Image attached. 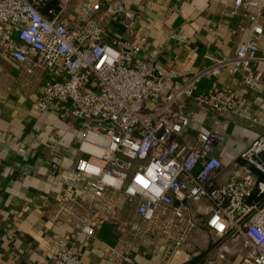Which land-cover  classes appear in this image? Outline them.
<instances>
[{
	"label": "built area",
	"instance_id": "obj_1",
	"mask_svg": "<svg viewBox=\"0 0 264 264\" xmlns=\"http://www.w3.org/2000/svg\"><path fill=\"white\" fill-rule=\"evenodd\" d=\"M48 1L0 0V46L26 70L37 66L53 71L41 82L38 109L79 120L71 164L63 167L52 158L47 169L48 176L59 173L67 180L48 219L75 225L70 232L41 236L50 264H82L75 240L79 234L93 236L103 223L120 234L158 242L161 257L168 260L196 227V215L204 217L210 235L192 264H219L216 259L228 251L237 254L231 264H264V209L258 200L248 201L254 188L264 190L257 178L264 175V133L240 150L239 162L221 182L222 162L214 153L218 131L208 128L191 141L181 138L192 114L186 102L190 96L216 113H248L227 83L213 84L203 94H193V89L200 76L223 69L240 71L243 86H258L249 62L264 63V53L256 54V38L264 31L258 19L262 4L234 0L235 7H255L244 13L250 26L247 39L234 54L209 56L202 68L175 81L153 74L158 48L133 26L138 15L124 0H101L103 14L98 17L92 16L98 2L79 0L75 24L62 15L67 0ZM104 14L122 25L125 38L107 36L100 22ZM101 118L113 127L81 128ZM56 150L52 148V156ZM122 201L133 205V218L118 217ZM130 247L105 244L103 253L122 262Z\"/></svg>",
	"mask_w": 264,
	"mask_h": 264
},
{
	"label": "crops",
	"instance_id": "obj_2",
	"mask_svg": "<svg viewBox=\"0 0 264 264\" xmlns=\"http://www.w3.org/2000/svg\"><path fill=\"white\" fill-rule=\"evenodd\" d=\"M78 1L67 0L62 12L70 24H75ZM92 1L98 2L92 13L93 17H98L103 14V2ZM233 1L124 0V4L138 15L139 21L133 26L145 33L150 44L158 48L152 59L153 74L181 81L206 65L209 56L232 55L247 39L250 26L245 14L254 12L255 7H235ZM255 1L262 4L258 19L264 29V0ZM100 22L104 24L107 36L121 39L127 36L115 18L104 14ZM256 41V54L264 53V31ZM249 65L260 80L256 87L240 84V71L223 69L218 74L200 76L193 89V94H203L213 84L227 83L238 102L247 106L246 115L216 113L192 96L186 100L192 114L181 138L191 141L199 131L208 128L218 131L214 147V153L222 162L218 182L223 181L231 167L239 162L240 150L255 135L264 133V63L254 59ZM52 76L53 71L37 66L26 70L0 46V264H50L48 255L40 247L41 236L70 232L75 226L48 219L67 180L59 173L48 176L47 169L52 158L63 167L71 164L76 155L74 141L79 123L78 120L59 118L54 110H40L35 106L42 80ZM250 116L255 120H250ZM53 147L57 148V156L51 154ZM253 197L259 199V205L264 209V190ZM117 215L133 218V205L120 202ZM203 219L202 215L195 216L196 227L175 246L176 252L168 260L161 257L158 242L120 234L109 223L95 227L93 236L79 234L75 249L82 264H192L208 244L210 231ZM105 244L131 247L126 258L118 262L106 258ZM226 246L234 247L228 242ZM220 259L223 264H231L237 254L228 251Z\"/></svg>",
	"mask_w": 264,
	"mask_h": 264
},
{
	"label": "water",
	"instance_id": "obj_3",
	"mask_svg": "<svg viewBox=\"0 0 264 264\" xmlns=\"http://www.w3.org/2000/svg\"><path fill=\"white\" fill-rule=\"evenodd\" d=\"M91 125L101 126V127H113V123L109 121L108 119H90L87 122H84L81 124V128L83 127H89Z\"/></svg>",
	"mask_w": 264,
	"mask_h": 264
},
{
	"label": "trees",
	"instance_id": "obj_4",
	"mask_svg": "<svg viewBox=\"0 0 264 264\" xmlns=\"http://www.w3.org/2000/svg\"><path fill=\"white\" fill-rule=\"evenodd\" d=\"M55 1H56V0H49V1H48V4H49V5H54V4H55ZM257 177H258V179H260V180L263 179L262 181L264 182V175H263V174L259 173ZM255 192H256V193H255ZM258 194H259V190H258L257 188H256V190L254 189V190L251 192L250 196L248 197V201H254V200H258V201H259V199H256V198L254 199V197H253V195L257 197ZM251 199H252V200H251ZM259 202H260V201H259Z\"/></svg>",
	"mask_w": 264,
	"mask_h": 264
},
{
	"label": "rangeland",
	"instance_id": "obj_5",
	"mask_svg": "<svg viewBox=\"0 0 264 264\" xmlns=\"http://www.w3.org/2000/svg\"><path fill=\"white\" fill-rule=\"evenodd\" d=\"M78 121H79V120H78ZM217 181H218V180H217ZM225 254H226V253H225ZM225 254H224V255H225ZM216 261H217L219 264H223V263H222V260H221L220 258L216 259Z\"/></svg>",
	"mask_w": 264,
	"mask_h": 264
}]
</instances>
